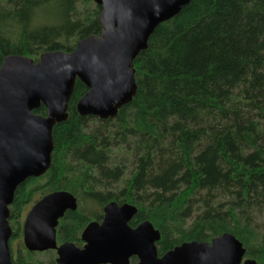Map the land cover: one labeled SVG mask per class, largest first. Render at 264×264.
<instances>
[{
	"label": "trees",
	"instance_id": "1",
	"mask_svg": "<svg viewBox=\"0 0 264 264\" xmlns=\"http://www.w3.org/2000/svg\"><path fill=\"white\" fill-rule=\"evenodd\" d=\"M100 12L91 0H0V66L71 52L100 34ZM133 68L136 94L114 119L79 116L87 90L76 81L49 170L20 184L9 207L12 264H55L11 247L23 211L55 191L77 201L58 222L60 243L80 247L105 204L127 203L137 209L130 226L159 231V256L228 233L264 264V0H191L155 28Z\"/></svg>",
	"mask_w": 264,
	"mask_h": 264
},
{
	"label": "water",
	"instance_id": "2",
	"mask_svg": "<svg viewBox=\"0 0 264 264\" xmlns=\"http://www.w3.org/2000/svg\"><path fill=\"white\" fill-rule=\"evenodd\" d=\"M101 8L99 35L78 41L71 52H43L37 61L7 56L0 66V264H12L9 207L17 187L49 170L52 131L66 121L76 81L86 88L76 111L82 117L114 119L136 94L133 62L147 49L155 28L191 0H91ZM43 106L44 116L34 113ZM76 198L66 191L49 193L28 210L22 244L30 253L56 252L55 264H257L233 235L207 242H184L159 256L160 233L149 221L132 228L135 206L108 202L100 224L81 234L82 248L57 245L56 228Z\"/></svg>",
	"mask_w": 264,
	"mask_h": 264
},
{
	"label": "rangeland",
	"instance_id": "3",
	"mask_svg": "<svg viewBox=\"0 0 264 264\" xmlns=\"http://www.w3.org/2000/svg\"><path fill=\"white\" fill-rule=\"evenodd\" d=\"M92 4H94L93 2H92ZM38 59H39V57H38ZM40 196H37L36 195V200H39L38 198H39ZM95 206L94 205H92V206H89V208H88V210H89V212H96V209L94 208ZM30 209V206H28L24 211H23V213H22V217H21V223H20V226H21V233H22V225H23V222H24V219H25V216H26V214H27V212H28V210ZM97 211H99V210H97ZM10 227H11V229H12V226L10 225ZM23 246V244H22V236L20 237V238H18V239H15V240H12L11 241V247H12V249L15 251V252H17L19 249H21V247ZM15 252H13V253H15ZM47 255H53V256H55V257H57L56 256V252L55 251H52V252H46V253H42L41 255H35L34 256V258L35 259H38V260H40V261H47L46 259V256Z\"/></svg>",
	"mask_w": 264,
	"mask_h": 264
},
{
	"label": "flooded vegetation",
	"instance_id": "4",
	"mask_svg": "<svg viewBox=\"0 0 264 264\" xmlns=\"http://www.w3.org/2000/svg\"><path fill=\"white\" fill-rule=\"evenodd\" d=\"M104 207V206H103ZM103 207H102V215H101V218L100 219H93V220H91V221H89L88 222V224L90 223V222H97L98 224H100L101 222H102V220H103ZM87 224V225H88ZM86 225V226H87ZM129 225H130V223H129ZM85 226V227H86ZM137 226V225H136ZM135 226V227H136ZM58 227V226H57ZM85 227L83 228V230L85 229ZM132 227V226H131ZM135 227H132V228H135ZM83 230L81 231V233H80V241H81V234H82V232H83ZM56 237H57V228H56ZM56 241H57V239H56ZM81 243H82V245L79 247V246H77V247H79V248H82L83 246H84V243L81 241ZM61 244H63V243H60V242H58L57 241V245L59 246V245H61ZM75 245V244H74ZM76 246V245H75ZM130 264H137V258H135V257H133V258H131L130 259Z\"/></svg>",
	"mask_w": 264,
	"mask_h": 264
}]
</instances>
